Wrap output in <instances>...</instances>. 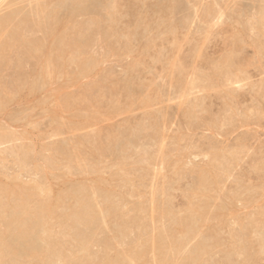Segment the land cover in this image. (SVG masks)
Masks as SVG:
<instances>
[{"label":"rangeland","instance_id":"rangeland-1","mask_svg":"<svg viewBox=\"0 0 264 264\" xmlns=\"http://www.w3.org/2000/svg\"><path fill=\"white\" fill-rule=\"evenodd\" d=\"M74 1L0 7L49 4L55 18L26 38L79 51L33 96L21 82L39 80L47 50H16L0 69V234L24 201L35 249L40 206L53 213L52 250L31 264H264V0ZM4 241L26 264L24 244Z\"/></svg>","mask_w":264,"mask_h":264},{"label":"bare ground","instance_id":"bare-ground-1","mask_svg":"<svg viewBox=\"0 0 264 264\" xmlns=\"http://www.w3.org/2000/svg\"><path fill=\"white\" fill-rule=\"evenodd\" d=\"M5 1L7 0H0V7H1V4L4 3ZM15 1V0H13ZM94 1V0H93ZM126 1V0H125ZM128 1V0H127ZM78 2H81L79 0H75L74 1V6H77L79 3ZM104 2V1H103ZM108 2V1H107ZM82 3V2H81ZM112 3V1H111ZM120 3V2H119ZM124 3V2H123ZM130 3V2H129ZM22 4V3H21ZM9 5V4H8ZM108 5V4H107ZM162 5V4H161ZM160 5V6H161ZM166 5V4H165ZM11 6V5H10ZM60 6H62V4H60ZM9 7V6H8ZM12 7V6H11ZM118 7V6H117ZM117 7L116 6H109L106 8V11L107 13L109 14V25L111 26V28H115L116 25H117V22H118V19H117V14H118V10H117ZM120 7V6H119ZM130 7H132L130 5ZM169 7V6H168ZM24 8V7H23ZM77 9V8H76ZM142 9V8H141ZM156 9V8H155ZM162 9V11L164 12H167L169 9L168 8H160ZM49 10V4L45 3V4H37L36 6H33L31 7L25 14L22 12V11H19V10H12L10 11L6 16L0 18V69L3 65V63L5 62V59L11 55L12 53H14L16 50H27V52H31V50L33 49H36V51L40 50L43 51V50H47L48 46L45 45L44 43H39V42H35V41H30L26 38V34L28 32V29H29V25L30 24H34L36 27H39V28H46L45 25H48L50 23V19H54L55 16H56V13L55 12H52V13H49V14H46L45 13ZM57 10V9H56ZM159 10V9H158ZM168 13V12H167ZM60 14V13H58ZM166 14V13H165ZM72 15V14H71ZM64 16V15H63ZM171 16V15H170ZM65 18V16H64ZM69 18V17H68ZM171 18V17H170ZM63 20V18H62ZM68 20V19H67ZM75 20V19H74ZM256 20V18H255ZM72 21V20H71ZM62 21H60L61 23ZM122 22V21H121ZM48 23V24H47ZM65 23V21L63 22ZM98 23V22H97ZM101 23V22H100ZM133 23V21H132ZM99 24V23H98ZM103 24V23H102ZM108 25V24H107ZM51 26V25H50ZM118 26V25H117ZM61 28V26H60ZM176 28V27H175ZM261 28V27H260ZM31 29V28H30ZM48 29V28H47ZM59 29V28H58ZM63 29V28H62ZM106 29V28H104ZM142 29V28H141ZM262 29V28H261ZM264 29V28H263ZM35 30V29H34ZM38 30V29H36ZM62 31V30H61ZM78 31V30H77ZM100 31V30H99ZM112 31V30H111ZM141 31V30H140ZM257 31V30H256ZM106 32V30H105ZM119 32V31H118ZM57 33V32H56ZM112 33H114L112 31ZM31 34V33H30ZM29 34V35H30ZM52 34V33H51ZM55 34V33H54ZM131 34V33H130ZM137 34H140V33H137ZM133 35V34H132ZM131 35V36H132ZM54 36V35H53ZM56 36V35H55ZM54 36V37H55ZM99 37L101 38V36L99 35ZM122 37V36H121ZM175 37V36H174ZM30 38V37H28ZM53 38V37H52ZM56 38V37H55ZM70 38V37H69ZM68 38V39H69ZM99 38V39H100ZM118 38V37H117ZM120 38V37H119ZM50 39V38H49ZM60 42H61V46H59V48L57 50H55V52H57L59 50L60 52V55L57 56L55 54H52L54 53L53 50L52 53L51 51L48 53V50L45 51V54L43 55V61H42V64L39 68V72H38V75L40 76L39 77V80L37 82H33L32 84H28L27 82H21V86L22 87H26L28 88V90H30L32 92V96H33V93H37L39 91H42L43 88H45L46 86V80L47 78L53 73L55 72L54 76H56V70L58 69V67H60L61 69V66H58L57 64L59 63L58 60L61 59V61L64 59L62 56L63 54L66 52V51H74V53L76 54V57L78 56L79 54V51L77 49V47H73L72 44L68 43L67 40L65 39V37H62L60 36L59 38ZM117 40V39H116ZM137 40V39H136ZM231 41V40H230ZM79 43V42H78ZM59 44V43H58ZM113 44V43H112ZM79 45V44H78ZM45 46L46 49H45ZM50 46V45H49ZM140 46V45H139ZM44 48V49H43ZM54 48V47H53ZM232 49V47H231ZM58 53V52H57ZM59 54V53H58ZM23 55V54H22ZM32 55V54H31ZM27 56V55H26ZM56 56V57H54ZM207 56V54H206ZM31 57V56H30ZM65 57H66V54H65ZM80 57V56H79ZM36 58V56H35ZM92 59V58H91ZM207 60V59H206ZM8 61V60H7ZM65 61V60H64ZM72 61V60H71ZM82 61V60H81ZM41 63V61H40ZM72 63V62H71ZM82 64V63H81ZM33 65V64H32ZM56 67H55V66ZM77 65V64H76ZM238 65V64H237ZM66 66L65 64L63 65V67ZM80 66V65H79ZM86 67V66H85ZM91 69V68H90ZM67 70V69H66ZM24 71V70H23ZM79 71V70H78ZM64 72V71H63ZM37 73V72H36ZM61 73V72H60ZM78 73V72H77ZM58 74V73H57ZM62 74V73H61ZM88 74V73H87ZM78 75V74H77ZM77 77V76H76ZM51 80V79H50ZM71 80H72V77H71ZM75 80V79H74ZM53 81V79H52ZM7 82V81H6ZM30 82V83H31ZM66 82V81H65ZM75 82V81H74ZM119 84V83H118ZM63 85V84H62ZM238 85V84H236ZM220 86V85H219ZM122 87V86H121ZM62 88V87H60ZM222 88V87H221ZM19 91V89H9L8 87L4 90V94H6L8 96L11 95V94H14V93H17ZM23 91V90H22ZM21 91V92H22ZM210 91V90H209ZM208 91V92H209ZM137 92V91H136ZM2 93V95H3ZM26 94V92H25ZM38 94V93H37ZM37 94H34V95H37ZM0 96H1V92H0ZM26 96V95H24ZM230 96V94H229ZM47 97V96H46ZM94 97V96H93ZM2 98V97H1ZM9 98V97H8ZM19 98V97H18ZM17 98V99H18ZM21 98V97H20ZM19 98V99H20ZM25 98V97H24ZM235 98V97H234ZM13 99V98H12ZM18 99V100H19ZM26 99V98H25ZM29 99V98H28ZM21 100V99H20ZM27 100V99H26ZM25 100V101H26ZM14 101V100H13ZM16 101V100H15ZM30 101V100H29ZM261 103V102H260ZM209 104V103H208ZM18 105V104H17ZM230 106V105H229ZM2 107V106H1ZM102 107V106H101ZM80 109V108H79ZM186 109V108H185ZM66 119V118H65ZM208 119V118H207ZM89 121V120H88ZM165 122V121H164ZM30 123V122H29ZM91 123V122H90ZM159 126V124H158ZM157 126V127H158ZM154 128V127H153ZM155 131V130H154ZM160 133V132H159ZM164 135V134H163ZM164 137V136H163ZM77 139H79L77 137ZM77 142H80L77 141ZM162 143V142H161ZM82 145V144H81ZM80 145V146H81ZM80 148V147H79ZM144 148V147H143ZM146 148V147H145ZM83 149V147H82ZM34 151V150H33ZM38 151V150H37ZM180 151V150H179ZM176 152V151H175ZM77 154V153H76ZM80 154V153H79ZM91 154V153H90ZM169 154V153H168ZM92 155V154H91ZM117 155V154H116ZM120 155V154H119ZM126 155V154H124ZM78 156V155H77ZM85 156V155H84ZM94 156V155H93ZM165 156V155H164ZM163 156V157H164ZM172 156V155H171ZM66 157V156H65ZM65 160V159H64ZM76 160H78L76 158ZM179 161V160H178ZM222 161V160H221ZM77 162V161H76ZM79 162V161H78ZM117 162V161H116ZM118 163V162H117ZM60 165V164H59ZM138 165V164H137ZM136 165V166H137ZM129 166V165H128ZM133 166V165H132ZM135 166V167H136ZM46 167V166H45ZM134 167V166H133ZM126 168V167H125ZM132 168V167H131ZM47 169V168H46ZM100 170V168H99ZM179 170V169H178ZM206 170V169H205ZM55 171V170H54ZM74 171V170H73ZM82 171V170H81ZM218 171V170H217ZM107 172V171H106ZM120 172V171H119ZM203 172V171H202ZM235 172V171H234ZM47 173V172H46ZM65 174V173H64ZM111 174V173H110ZM119 174V173H118ZM73 175V174H72ZM100 175V174H99ZM204 175V174H203ZM61 176V175H60ZM95 176V175H94ZM116 176V175H114ZM70 177V176H69ZM101 177V176H100ZM99 177V178H100ZM120 177V175H119ZM131 178V177H129ZM222 178V177H221ZM17 179V178H16ZM71 179V178H69ZM91 179V178H90ZM215 179V178H214ZM73 180V179H72ZM15 181V180H14ZM44 181V180H43ZM67 181H69L67 179ZM65 181V182H67ZM98 182V181H97ZM96 182V183H97ZM103 182V181H102ZM101 182V183H102ZM203 183H206L204 180L202 181ZM216 182V181H215ZM16 182H14L13 184L15 185H20V184H15ZM55 183V182H54ZM61 183V182H60ZM70 183V182H69ZM12 184V185H13ZM202 184V183H201ZM6 185V184H4ZM9 185V184H8ZM53 186V184H51ZM51 185L49 187H51ZM101 185V184H100ZM103 185V184H102ZM101 185V186H102ZM41 186V185H40ZM44 186V185H43ZM47 186V185H46ZM206 186V185H205ZM14 187V186H13ZM85 187V186H84ZM202 187V186H200ZM218 187V186H217ZM11 188V187H9ZM8 188L7 192L10 190ZM20 188H22L20 186ZM28 188V187H27ZM55 188V187H54ZM95 188V187H94ZM3 189V188H2ZM0 190L2 192V194H7L5 193L4 190ZM14 189V188H13ZM50 189V188H49ZM53 189V187H52ZM54 190V189H53ZM95 190V189H94ZM81 191V190H80ZM109 191V190H108ZM111 191V190H110ZM11 192V190H10ZM9 192V193H10ZM16 192V191H15ZM31 192V191H30ZM51 192V190L49 191ZM216 192V191H215ZM8 193V194H9ZM25 193V192H24ZM39 193V192H38ZM213 193V192H212ZM7 194V195H8ZM15 194V193H14ZM27 194V193H26ZM54 194V193H53ZM51 195V197H53L54 195ZM56 194V193H55ZM62 194V193H61ZM196 194V193H195ZM202 194V193H201ZM204 194L205 191H204ZM214 194V193H213ZM10 195V194H9ZM208 195V194H207ZM205 195V196H207ZM37 196V195H36ZM230 196V195H229ZM8 197V196H7ZM29 197V196H28ZM31 197V196H30ZM90 197V196H89ZM88 197V198H89ZM196 197V196H195ZM199 197V196H198ZM209 197V196H208ZM217 197V196H216ZM224 197H225V194H224ZM26 198V196H25ZM54 198V197H53ZM210 198V197H209ZM219 198V197H218ZM222 198V197H221ZM5 199V198H4ZM10 198H8L9 200ZM18 199V198H17ZM33 199V198H32ZM84 199V198H83ZM223 199V198H222ZM232 199V198H231ZM8 200L6 202H8ZM16 200V199H15ZM39 200V199H37ZM225 200V198H224ZM21 201V200H20ZM51 201V200H50ZM54 201V200H53ZM59 201V200H58ZM64 201V200H63ZM80 201V200H79ZM5 202V204H6ZM11 201H9L10 203ZM73 202V201H72ZM30 203V202H29ZM55 203V202H54ZM58 204H60L59 202H57ZM64 203V202H63ZM11 204V203H10ZM9 204V205H10ZM57 204V205H58ZM70 204V203H69ZM12 205V204H11ZM10 205V206H11ZM32 205V204H31ZM30 205V206H31ZM56 205V204H55ZM61 205V204H60ZM157 205V204H156ZM231 206V205H230ZM13 208V207H12ZM17 208L19 209V213H16V214H13L14 217L13 219L11 220V222L7 223L9 224V230L5 233V234H0V264H3V259H4V256L8 253V254H11L14 261L18 263L17 260H19V258L21 257L20 254H21V250L19 249V246L17 244H14V243H6V241H4V238L8 235H11V236H14V237H17L19 241H21L23 244H24V250L22 251L23 252V256L25 258V261L26 264H31V259L32 258H36L38 256H40L41 254H46V253H49L52 248L50 247V244L48 242V232H49V220L52 219V211H51V208H50V205H44L43 206L41 205L39 210H38V215H39V218H38V227H40V233H39V238H40V241L42 242V246L39 248V249H35L31 246V243H30V240H31V235H32V227H31V224H32V221L33 220H25L23 219V215H26L28 214V212L30 213V211H28L27 209V204L26 202L22 201L20 204L17 205ZM32 208V207H31ZM2 207H0V212L2 211ZM30 209V208H29ZM58 208L56 207V210ZM37 210V209H36ZM142 210V209H141ZM157 210V209H156ZM155 210V211H156ZM154 211V212H155ZM203 211V210H202ZM225 211V210H224ZM7 212V211H6ZM56 212V211H55ZM227 211H225L226 213ZM263 212V211H262ZM37 213V212H36ZM221 213V212H220ZM164 214V213H163ZM82 215V213H81ZM224 215V214H223ZM227 215V214H226ZM112 216V215H111ZM161 216V215H160ZM216 216V215H215ZM9 217V215H8ZM12 217V216H11ZM168 218V216H167ZM161 219V218H160ZM184 219V218H183ZM198 219V218H197ZM208 219V218H207ZM4 220V219H2ZM76 220V219H75ZM152 220V219H151ZM200 220V219H199ZM154 221V220H153ZM201 221V220H200ZM118 222V221H117ZM157 222V221H156ZM223 222V221H221ZM162 223V222H161ZM223 225V223H222ZM203 226V225H201ZM200 227V226H199ZM164 228V227H163ZM206 229V228H205ZM216 229V228H215ZM221 229V228H220ZM6 230V229H5ZM72 230V229H71ZM177 230V229H176ZM168 231V230H167ZM202 231V230H201ZM1 232V231H0ZM154 234V233H153ZM154 236V235H153ZM157 237V236H156ZM159 238V237H158ZM55 240V239H54ZM63 240V239H61ZM172 241V240H171ZM76 242V241H75ZM159 242V240H158ZM161 242V241H160ZM192 242V241H191ZM77 243V242H76ZM90 243V242H89ZM20 244V243H19ZM80 244V247L82 249H88V243L82 239L80 240L79 242ZM155 244V243H154ZM158 244V243H157ZM77 245V244H76ZM183 245V243H182ZM203 245V244H202ZM207 245V244H206ZM226 245V244H224ZM135 246V245H134ZM154 246V245H153ZM174 246V245H173ZM5 247V248H4ZM163 247V246H162ZM203 247V246H202ZM153 248V247H152ZM201 249V248H200ZM204 249V248H203ZM181 250V249H180ZM154 251V250H153ZM234 251V250H233ZM89 252V250H88ZM144 252V251H143ZM180 253V252H178ZM132 254V253H131ZM136 254V253H135ZM160 254V253H159ZM208 254V253H207ZM61 255V254H60ZM81 255V254H80ZM238 255V254H237ZM168 256V255H167ZM9 257V256H8ZM169 257V256H168ZM182 257V256H181ZM205 257V256H204ZM42 258V257H41ZM40 258V259H41ZM166 259V258H165ZM181 259V258H180ZM254 259V258H253ZM112 260V258H111ZM133 260H136V259H133ZM139 260V259H137ZM156 260V259H155ZM178 260V258H177ZM188 260V259H187ZM23 261V260H22ZM69 261V260H68ZM154 261V260H153ZM165 260H163L164 262ZM14 262V263H15ZM134 262V261H133ZM24 263V262H23ZM75 263V262H74ZM188 263V262H187ZM19 264V263H18ZM25 264V263H24ZM82 264V263H81ZM160 264V263H159Z\"/></svg>","mask_w":264,"mask_h":264}]
</instances>
